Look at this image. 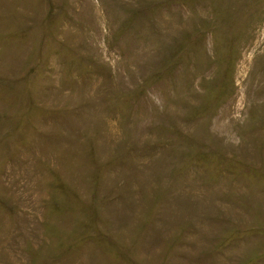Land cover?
<instances>
[{"label": "rangeland", "instance_id": "1", "mask_svg": "<svg viewBox=\"0 0 264 264\" xmlns=\"http://www.w3.org/2000/svg\"><path fill=\"white\" fill-rule=\"evenodd\" d=\"M0 264H264V0H0Z\"/></svg>", "mask_w": 264, "mask_h": 264}]
</instances>
